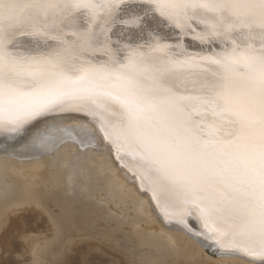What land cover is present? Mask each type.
Instances as JSON below:
<instances>
[{
	"label": "snow or ice",
	"instance_id": "snow-or-ice-1",
	"mask_svg": "<svg viewBox=\"0 0 264 264\" xmlns=\"http://www.w3.org/2000/svg\"><path fill=\"white\" fill-rule=\"evenodd\" d=\"M49 116L91 123L166 222L264 264V0H0V133Z\"/></svg>",
	"mask_w": 264,
	"mask_h": 264
},
{
	"label": "bare ground",
	"instance_id": "bare-ground-1",
	"mask_svg": "<svg viewBox=\"0 0 264 264\" xmlns=\"http://www.w3.org/2000/svg\"><path fill=\"white\" fill-rule=\"evenodd\" d=\"M5 144H15V158L4 154ZM26 210L45 216L50 229L28 232ZM14 222L24 231L29 264H62L73 245L87 240L123 250L130 264H250L166 222L151 193L80 119L42 118L18 143L0 133V250L10 249ZM189 223L199 228L194 219Z\"/></svg>",
	"mask_w": 264,
	"mask_h": 264
},
{
	"label": "rangeland",
	"instance_id": "rangeland-1",
	"mask_svg": "<svg viewBox=\"0 0 264 264\" xmlns=\"http://www.w3.org/2000/svg\"><path fill=\"white\" fill-rule=\"evenodd\" d=\"M37 213L38 211H31V210H26L22 212V215H24L26 217L25 219L27 220V225H28L27 230H29L28 232L34 234L40 232L45 233L47 230L50 229V226L46 221V217L42 216V218L40 219ZM17 219L18 217L15 218L14 220L16 221ZM22 232L24 231L21 228V225L19 223L14 224L13 230L8 235V238L11 243L10 249L3 250L1 247L0 264L30 263V261L32 260V256L27 248L26 240L23 237ZM1 234L2 233H0V235ZM97 245L101 246L102 250L101 249L99 250V248L95 249ZM89 246H91V248L94 249H90ZM120 252L116 250H112L106 247L105 245H100V243L98 242L87 240L86 242L82 241L76 244L75 246L73 245L71 251H69L68 253L64 254L61 257L60 263L62 264H130V260L127 259L126 254H123L124 252L122 253Z\"/></svg>",
	"mask_w": 264,
	"mask_h": 264
}]
</instances>
